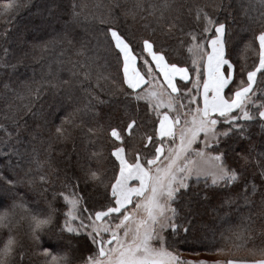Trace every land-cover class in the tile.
Instances as JSON below:
<instances>
[{
	"label": "snow or ice",
	"instance_id": "obj_1",
	"mask_svg": "<svg viewBox=\"0 0 264 264\" xmlns=\"http://www.w3.org/2000/svg\"><path fill=\"white\" fill-rule=\"evenodd\" d=\"M230 6L133 0L129 7L116 0L95 6L106 8L92 15L102 31L81 38L79 0H9L0 12L3 70L37 50L55 62L42 66L40 80L3 85L14 100L0 121V152L6 168L15 163L10 174L0 173V229L7 232L0 264H34L33 256L38 264H264V243L254 244L257 231L264 236V0L241 7L238 40L253 53L251 64L246 55L243 63L234 59L237 18L219 15ZM121 16L142 20L144 34L122 28ZM173 39L178 48L168 44ZM65 107L71 112L51 126L49 116ZM66 124L86 129L89 148L106 136L108 157L87 152L82 163ZM134 136L142 143L129 155ZM69 140L72 152L60 155L73 175L57 188L49 172L59 179L56 145ZM37 141L46 145L43 159ZM89 186L95 197L86 194ZM29 191L40 200H29ZM213 197L219 212L242 200L258 208L256 217L221 234L212 250L225 259H184L180 248L207 227L201 208ZM21 220L28 223L24 237L15 233ZM46 235L68 243L46 246ZM241 249L248 255L238 257Z\"/></svg>",
	"mask_w": 264,
	"mask_h": 264
},
{
	"label": "trees",
	"instance_id": "obj_2",
	"mask_svg": "<svg viewBox=\"0 0 264 264\" xmlns=\"http://www.w3.org/2000/svg\"><path fill=\"white\" fill-rule=\"evenodd\" d=\"M36 3H41V0H35ZM116 0H79V3H81L84 7L82 8L83 16L81 17V24L77 26L76 32L80 34V37H86L91 36L93 34H98L100 31H102L103 26L100 25L99 20L93 21L92 15H96L97 17L101 14V12H104L106 14V8H100L97 9L96 5H109L112 3H115ZM133 0H119V3L121 5L125 6H131ZM183 3L186 5H192L193 8L195 5H206L212 3V0H182ZM9 3V0H0V12H3L4 6ZM224 3L226 5H231L227 10H221L219 15L220 18L223 19L228 12H231L233 15L237 18V23L233 24V32L234 35L237 37V40L234 41V44L236 46V51L234 53V59L237 60L240 63L244 62L245 55L247 56V62L249 64L252 63V60L254 59V55L251 51L248 53L243 52V42L238 40V37L242 35L240 31L239 22L242 20L241 15V7L242 5L247 4V0H224ZM208 11H212L211 8L207 9ZM28 15L24 14L21 17L19 26L23 28V22L28 19ZM186 23H191V17H185ZM143 23L142 20H139V18L133 22L131 17L125 18L123 16L120 17V26L122 28L127 27L130 28L132 31L138 32V34H144L140 31V26ZM229 23H231V20H229ZM4 19L0 18V31L4 30ZM45 40L49 39L50 37L45 36L43 37ZM168 44L178 48L179 45L177 44L176 40H169ZM0 46H2V42H0ZM58 54V50H57ZM2 52H0V57H2ZM14 62V61H13ZM54 58L49 53H41L39 50H37L35 53L29 52L28 58L25 61L23 65H19L15 70L12 68H9L7 72H5L2 68V65H0V121L3 119V112L6 111L5 104L8 102H12L14 100V97L11 95L12 88L10 87L8 90L4 89V83H9L12 87H19L21 83L29 80H40L42 76V66L45 67L48 63H54ZM66 78V77H65ZM107 99V97H105ZM113 105H115V102H113ZM71 112V108L65 107L63 111H57L54 112L53 115L49 116V120L52 121L51 126L60 125L61 119L68 113ZM109 112V107L105 105L102 108V113L105 114V120H107V113ZM29 123L32 124V121L29 120ZM37 123H40L37 121ZM9 127H11L9 125ZM66 128H70L72 137L76 144V150L80 152L81 154V162L86 163L85 157L87 156V152L92 151H102L103 157L106 159L108 157V151H109V145L110 141L107 139L106 136L98 139L96 141V147L95 148H89L87 140L84 136V132L86 129H82L80 127H71L69 125H65ZM43 132V136L47 137L49 135V131L47 129H41ZM27 135V134H25ZM260 130L259 126H256L253 131V139L254 143L259 144L260 143ZM0 139H3V136H0ZM142 141L139 139L138 136H134L133 138H129L126 143V151L129 155L132 154L136 149H138L141 145ZM35 146L40 150L41 152V159L44 158V147L46 145H41L38 141L36 142ZM73 147V141L69 140L67 143L63 144H57L56 145V151L54 153V161L59 166L60 173H59V179L55 175H53L51 172H49V175L51 176L52 180L56 183V187L59 188L60 181H63L66 176L71 177L73 175V169L66 168L64 159L60 155L61 151L71 153ZM87 150V151H86ZM4 157V153L0 152V173H3L4 175H8L12 172V167L14 166L15 161L13 162V166L5 167V165L8 163L7 160L2 159ZM73 163H75V157H73ZM93 166H96V161H92ZM102 166L106 167L107 164H103ZM26 170V168H19L17 169V173L19 175H23V172ZM47 170V169H46ZM77 174L78 170H77ZM83 187V184L81 185ZM39 187V186H37ZM22 190L28 191V189L23 188ZM86 194L90 197H95V193L93 192L92 188L89 186L85 190ZM49 197L51 195V192L48 193ZM29 200H40V197L38 196L37 192H31L29 191ZM42 204V201H41ZM259 204V201L257 199V205ZM219 198L213 197L211 198V203L204 206V208H201V215L204 219V224L207 225V227L201 231V233L198 234V238L195 240H190L188 245H183L181 248L187 249L189 251H207L209 249H213V245H220L223 243L221 241V234L225 233L226 230L230 227H235L237 225H240L242 221H246L248 216L251 215L253 217H256V213L258 208L254 206H246L245 203L241 200L240 203L236 206H233L231 208H225L223 212L217 211L219 208ZM205 208L207 209V214L205 215ZM19 219V215L17 217ZM15 223V222H14ZM260 220L257 218L256 225L257 228L259 227ZM28 229V223L26 220H21L18 224L15 226V233L18 237H24L25 233ZM7 238V232L6 229H0V248L3 247V241ZM43 243L47 246L48 244H67L68 240L67 238L64 239H57L56 237L48 236L46 235L43 238ZM75 241H72V244L75 245ZM262 243H264V236H261L259 232L257 231L254 239V244L256 246H260ZM25 244H28V241L25 239ZM249 247H252V244H249ZM240 251L245 252L248 254L247 250L241 249ZM41 258L39 256H33L32 260L34 264H38L39 260Z\"/></svg>",
	"mask_w": 264,
	"mask_h": 264
},
{
	"label": "rangeland",
	"instance_id": "obj_3",
	"mask_svg": "<svg viewBox=\"0 0 264 264\" xmlns=\"http://www.w3.org/2000/svg\"><path fill=\"white\" fill-rule=\"evenodd\" d=\"M179 58L183 59V56H180ZM180 251L183 255L184 259L192 260V259H206L208 261L213 260H223L225 259V256L216 254L213 250L209 249L207 251H189L184 248H180ZM199 254L198 256L196 254ZM238 257H244L247 256L245 252L239 251L236 253Z\"/></svg>",
	"mask_w": 264,
	"mask_h": 264
}]
</instances>
